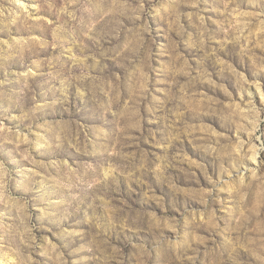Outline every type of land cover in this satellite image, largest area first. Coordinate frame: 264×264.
Here are the masks:
<instances>
[{
	"label": "rangeland",
	"instance_id": "rangeland-1",
	"mask_svg": "<svg viewBox=\"0 0 264 264\" xmlns=\"http://www.w3.org/2000/svg\"><path fill=\"white\" fill-rule=\"evenodd\" d=\"M0 264H264V0H0Z\"/></svg>",
	"mask_w": 264,
	"mask_h": 264
}]
</instances>
